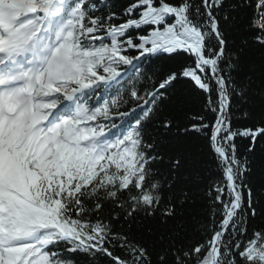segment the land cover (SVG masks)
<instances>
[{"label":"snow or ice","instance_id":"obj_1","mask_svg":"<svg viewBox=\"0 0 264 264\" xmlns=\"http://www.w3.org/2000/svg\"><path fill=\"white\" fill-rule=\"evenodd\" d=\"M257 152L264 0H0V264H264Z\"/></svg>","mask_w":264,"mask_h":264},{"label":"trees","instance_id":"obj_2","mask_svg":"<svg viewBox=\"0 0 264 264\" xmlns=\"http://www.w3.org/2000/svg\"><path fill=\"white\" fill-rule=\"evenodd\" d=\"M117 2H122V0H117ZM246 18V17H243ZM239 43V38L237 40ZM135 54V53H133ZM183 57H177L174 60H159L154 61L153 63L162 65L164 70H168L169 67H178L179 63L183 62ZM257 102V107H258ZM201 98L198 97L194 92H192L190 85L186 82H182L176 85L174 89L171 90L170 99L167 100L164 105H162V116H169L173 118H179L184 113H195L201 109ZM246 109H242L241 111H237L235 113V117H240L239 121L234 119V123L238 127H242L245 121L242 118V111ZM179 123L183 124L184 121L182 119L178 120ZM175 131V129L173 130ZM237 143L242 144L243 141H237ZM164 151H175L182 150L188 157V165L189 168H211L212 165L210 163V159L206 156L202 155L205 153L207 149L204 144L198 143L197 139L185 138L177 135L175 139L172 137H168L166 141V146ZM167 159V158H166ZM207 161V162H206ZM253 179L258 181L260 179H264V173H262L261 169L264 166V160L260 158V153L257 152L256 156L253 158ZM162 171H167L164 165L161 166ZM207 173L201 172L200 175H206ZM196 175L195 172L184 171L180 174L179 179L183 181L184 177L194 178ZM189 184L192 183L190 179L188 181ZM181 187L184 186V183H181ZM195 187V185H193ZM204 203L203 200L197 199L194 205L185 206L184 212L186 215H195L196 218H200L199 214L203 211L200 205ZM259 223V221L257 222Z\"/></svg>","mask_w":264,"mask_h":264}]
</instances>
